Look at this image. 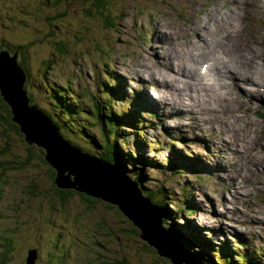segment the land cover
Returning a JSON list of instances; mask_svg holds the SVG:
<instances>
[{
    "label": "rangeland",
    "instance_id": "obj_1",
    "mask_svg": "<svg viewBox=\"0 0 264 264\" xmlns=\"http://www.w3.org/2000/svg\"><path fill=\"white\" fill-rule=\"evenodd\" d=\"M14 1L20 0H0V42L19 39L29 42L32 26L30 30L21 29L19 22L9 19L27 15L29 10L24 4L32 5L37 18L55 14L41 15L36 9V0H21L18 7ZM119 1L112 0V3L116 4L118 12L125 13L121 22L107 24L97 20L89 27L83 24L86 16L80 13L79 0L63 1L61 10L67 7L73 9L67 16L68 20L83 27H77L80 31L78 37L71 31L66 33L68 37L65 39L56 37V41L70 40L71 46L66 48L68 53L57 55L56 63L52 62V71L49 72L59 82L71 81L78 95L90 105V98L97 94V84L106 80L111 73L115 74L113 83H123L128 97L134 102V94L143 93L149 99L151 110L164 114L160 115L159 120L151 119L152 122L147 113L142 116L144 123L141 127L148 129L145 135L148 145L144 156L167 165V157L173 153V148L167 149L163 144L165 141L167 145L173 144L174 149L186 159V163H190L189 159H200L196 167L198 174L184 173L176 179H168V183H165L166 176L160 170L151 167L143 170L145 177L151 176V180L147 182L148 188L154 190L163 187L165 195L168 196L167 200L175 198L185 201L186 192L183 190L190 188L188 196H191L198 206L196 214L189 217L188 212L183 209L185 207L181 206L183 214L178 211L180 213H176V220L172 223L176 224L177 228L182 226L183 230L186 225L193 223L217 243L226 241L230 245L231 241L233 248L241 247L244 243L238 242V239L244 240L252 249L260 248L259 254L264 259V89L257 90L259 87L239 81L235 86L232 79H227L225 86L219 90L225 95L224 101L221 100L225 106L223 111L230 108V103H227L229 99L236 98L241 101L237 109L245 117L244 123L248 126L245 133H250L248 141L254 148L253 156L250 157L248 153L246 157L244 150L237 146L231 132L226 128L217 108L213 109L215 102L205 95L200 84L202 81L197 82L200 89L198 95L192 87L197 80L177 75L180 70L189 73L192 66L196 68L195 62L206 58L207 56H204L200 59L207 50L215 49L221 42L230 41V44H235L233 56L238 59L239 65L250 69L251 74L258 76L262 83L260 85H263L264 0H121L122 4H119ZM21 7L25 9L19 12ZM86 7L94 9L92 2ZM115 15L118 17V14L113 16ZM43 24L47 25V22ZM217 39L216 44L212 45L211 40ZM53 47L55 46H45V43L30 46L34 82L39 77L37 71L44 69V63L52 59ZM204 47L207 50H204ZM181 61L190 63V68L184 69ZM202 65V73L209 75L210 79H217L209 73L210 62L201 63L200 66ZM174 74L180 78L178 83L172 81ZM204 83L210 82L205 80ZM253 90L261 97L251 98L250 101L247 91ZM216 92L217 90L215 94ZM156 100L159 102L158 107ZM190 103L192 106L189 107ZM41 105L44 106L43 103ZM117 106L121 107V101ZM213 110L217 112L216 115ZM229 119L230 124H238L235 116L231 115ZM161 120L163 125L159 126ZM5 129L8 132L2 133ZM5 129L0 125V160L14 161L15 164L7 168L0 165V233L16 228L23 222L30 233L24 246L31 248L29 260L33 258L35 261L38 249L39 260L49 264H106L104 259L100 258L101 255L89 245L87 238H83V232L79 231L82 226L77 222L85 221L94 226V221L81 216L83 212L78 203L67 202L63 212H57L58 215L48 212L47 217L48 214L44 213L41 204L51 202L48 198L51 195L46 194V187L50 186L47 177L49 171L46 172L48 164H37L38 160L28 154L22 147L23 143L17 142L18 145H15L10 138L14 135L13 131H10L9 127ZM175 131H179V135L174 138L167 133ZM181 137L185 138L181 140ZM236 137L240 139L237 134ZM157 140L160 143L156 148ZM242 141V146L245 147L246 137ZM8 144L11 148L6 150ZM35 152L36 155L39 154L36 149ZM20 160H29V168L21 169ZM198 176L201 181L197 179ZM32 184L36 186L35 195L30 202H26L31 195L26 193L25 189ZM170 208L176 211L173 205H170ZM65 211L68 215L70 213L79 218L77 222L68 223L64 219L67 217ZM41 222L42 232L46 237L42 242L39 237ZM173 229L175 228L171 230ZM54 246L58 247V251ZM242 248L243 251L248 250L247 247ZM121 253L123 256H129L133 264H148L144 256H136L130 250L129 253L121 250ZM108 259L112 262L114 260L111 257Z\"/></svg>",
    "mask_w": 264,
    "mask_h": 264
},
{
    "label": "trees",
    "instance_id": "obj_2",
    "mask_svg": "<svg viewBox=\"0 0 264 264\" xmlns=\"http://www.w3.org/2000/svg\"><path fill=\"white\" fill-rule=\"evenodd\" d=\"M36 9L43 14L54 13L55 16L49 15L47 17H38L35 14V9H32V5H26L28 9L27 15L21 17L14 16L10 21L19 22L21 29L30 30L32 26V32L29 37L31 41L25 40H2L0 42V52L2 49H8L13 55L19 54V64L28 74V82L24 84V90L27 92V99L30 106H36L37 110L41 112L44 118H46L56 134L69 144L77 147L82 153H87L94 157L100 158L102 161L111 165H119L123 172L134 182L137 183L139 189L142 191L145 197L152 200V204L157 207L164 208L165 214L161 223L162 230L172 234L177 244L186 250L189 254L193 255L199 264H262L264 262L263 256H260L261 249H252L250 244L244 240H237L238 242H244L241 247L233 248L232 242L217 243L214 239L207 237L200 229L193 223L186 225L183 230L180 225L177 228L176 224L172 221L176 220V213L183 214V209L188 212V216L195 215L198 209L196 202H193L191 196H188L189 187L183 191L185 201H179L175 198H168L165 195V189L158 188L150 190L147 186V182L151 180V176H144V171L148 167L152 169L160 170L162 174L166 176V182L168 179L173 180L177 177L184 175V173L196 172L197 163L199 158L189 159L190 163H186V159L179 153L177 149H174L172 143L163 141L166 148H173V153L167 157L166 163L156 162L153 159L146 158L144 156V150L148 145L145 135L148 129L141 127L144 120L142 118L144 110H148V114L154 119L159 120V115L155 110H151L149 99L145 95L135 93V100H131L124 88L123 83H113L114 73L109 74L106 80L97 84L96 95L91 97V105L82 100L81 95L76 92L72 87L71 81L59 82L52 76V62L56 63V58L62 53H68L66 48L71 46L70 40L56 41V37L62 39L66 36V33L71 31L78 37L80 31L79 24H74L68 20L67 16L73 11L71 8L61 10L63 1L65 0H36ZM81 9L80 13L86 16V21L83 24L87 27L91 24H95L97 20L111 24L114 21H120L125 17L124 12H118L112 3V0H79ZM92 2L94 9L86 7ZM20 1H14L17 6ZM122 4V1H119ZM18 7V6H17ZM24 7H21L19 12ZM117 7V6H116ZM25 9V8H24ZM18 11V10H17ZM54 11V12H52ZM116 11V12H115ZM114 14H118L113 16ZM29 15V16H28ZM31 17V18H30ZM47 22V25L43 24ZM116 23V24H117ZM16 25V23H14ZM44 25V26H40ZM18 25V24H17ZM78 27V28H77ZM77 28V29H76ZM26 32V31H24ZM70 33V34H71ZM69 34V35H70ZM63 36V37H61ZM13 40V39H12ZM53 47L52 59H48L44 64V69L38 70L39 77L34 82V77L31 73L30 63V46L33 44H44ZM59 54V55H58ZM58 55V56H57ZM110 77V78H109ZM111 79L107 82V80ZM121 81L122 78L120 77ZM121 101V107L117 106V103ZM41 103L44 104L41 105ZM52 107V108H51ZM140 108V109H139ZM56 109H59L56 111ZM152 122V120H150ZM159 126L163 125V120L159 121ZM0 125L5 129L6 127L13 131V139L15 145L23 143L22 147L28 152L29 155L34 156L33 159H37V164H48L46 172L49 171L48 180L50 186L46 188V194L51 200L49 203H43L42 210L45 214L58 215L57 212H63V208L66 207V203L71 200L72 197L79 195L86 200L87 196L80 194L79 191L74 189H61L58 188L56 183V171L46 162V150L39 144L32 142L29 143L25 139V134L21 131L20 126L13 120V113L10 104L4 99L0 91ZM153 125V124H152ZM168 131V129H165ZM8 132L7 129L2 133ZM179 131L173 133L167 132L172 138L177 137ZM16 136V137H15ZM132 138V140H131ZM169 138V137H168ZM185 137H181V140ZM157 139V138H155ZM18 142V143H17ZM160 141H156L157 145ZM32 144V145H31ZM194 144L195 143H191ZM6 150L10 149V145H6ZM36 151L39 154L36 155ZM192 154L193 152L190 151ZM187 158V157H186ZM189 158V157H188ZM151 160V161H150ZM15 164L14 161L0 160V165L9 167ZM21 169H28L27 165L30 161H21ZM118 167V166H117ZM118 167V168H119ZM188 170V171H187ZM200 181L202 180L197 177ZM1 180V177H0ZM48 182V181H47ZM36 186L34 184L28 185L25 189L26 193H29L31 197L26 199V202H30L31 198H34ZM38 191V190H37ZM144 191V192H143ZM54 195V196H53ZM56 197V198H55ZM33 200V199H32ZM31 200V201H32ZM30 204V203H29ZM170 205L174 206L170 208ZM177 205L179 208L177 209ZM185 208L181 209L180 207ZM180 211V212H178ZM49 212V213H48ZM64 219L68 223L77 222L79 218L73 217L72 214L65 211ZM85 219L88 218L85 214L82 215ZM120 216V214H119ZM110 223L106 227H109L107 231L103 228V224L97 226L94 222L93 225H89L85 221L77 222L82 227H79V231L83 232V238L89 241L98 254L101 255L106 264H133L131 259L127 255H122L121 250L129 253V245L132 240L140 238L141 246H139L138 252H149L148 264H172L169 259L162 257L153 247H149L140 237V230L134 226L131 222L117 221L110 218ZM172 228H175L171 230ZM43 224L41 222L39 237L40 242L46 238L43 234ZM29 230H26L25 224L22 222L18 227L0 233V264H27L28 257L31 248L26 247L27 238H29ZM13 233L14 235H11ZM213 235V233H212ZM214 237V236H213ZM58 251V247L54 246ZM242 247H247L248 250L243 251ZM249 247V248H248ZM33 249V248H32ZM128 249V250H127ZM20 250V252H19ZM36 249L37 259L35 264H42V260H39L40 253ZM101 250V251H100ZM55 251V252H56ZM146 254V253H145ZM110 255V256H108ZM40 261V262H39ZM39 262V263H38ZM49 264L48 262H43ZM60 263V261H59Z\"/></svg>",
    "mask_w": 264,
    "mask_h": 264
},
{
    "label": "water",
    "instance_id": "obj_3",
    "mask_svg": "<svg viewBox=\"0 0 264 264\" xmlns=\"http://www.w3.org/2000/svg\"><path fill=\"white\" fill-rule=\"evenodd\" d=\"M26 81L27 74L19 64V54L13 55L8 49H2L1 94L10 104L13 120L25 134L26 141L35 142L46 150L45 159L56 171L58 188L74 189L87 196L84 200L77 195L70 201L78 203L83 214L97 226H107L106 221L110 223V218L131 222L140 230L141 239L172 264H199L193 255L177 244L173 235L162 230L164 208L152 204V200L144 196L137 183L122 172L118 164L111 165L82 153L57 135L37 107L29 105L27 92L24 90ZM106 226L103 228L107 231L110 228ZM129 246L131 253L144 256L149 262V252H138L140 238L132 240ZM29 258L30 254L27 264H33L34 259Z\"/></svg>",
    "mask_w": 264,
    "mask_h": 264
},
{
    "label": "bare ground",
    "instance_id": "obj_4",
    "mask_svg": "<svg viewBox=\"0 0 264 264\" xmlns=\"http://www.w3.org/2000/svg\"><path fill=\"white\" fill-rule=\"evenodd\" d=\"M245 27L247 28V26H245ZM251 27H252V25H251ZM242 28L244 29V27H242ZM243 29H241V30L243 31ZM245 31H247V29ZM229 37L230 36H228V38ZM246 37H248V36H246ZM241 39H242V37H241ZM235 40H238V39H234V41ZM216 41H218V39L215 40V41L211 40V44L212 45H215L216 44L215 43ZM229 42L230 41L221 42V43L218 44V47L219 48L216 47L215 49H212V48L210 49V47H209L210 50H207V48L204 47L203 49L204 50H207V51L203 53L204 55H202V57H200V59L203 58L204 56H207V57L204 58V59H202V60H200V61L195 62L196 68H195V66H192L191 69H190V71H189V73H187L185 70H180V72H177V75H183V76H186L188 78L197 80L195 83H193V86L192 87H193V91L195 93H197L198 95H200V93H199L200 89L197 86V82L202 81L203 84L202 83H200V84L204 88L202 90L205 91V95L209 96V99L212 100L213 102H215L214 103L215 105L212 106L213 109L214 108H217L216 110L219 111L218 112L219 116L220 117L222 116V120L225 121V123H226L225 126L231 132V134H232V136L234 138V141L237 143V146H239L242 150H244V152H245L244 155L246 157H248V153H249V155L251 157V156H253V149L254 148L252 146H250L251 143L248 141L250 139V133L249 132L245 133V128L248 127V126H247L246 123H244L245 122V120H244L245 117H243V114H240L239 113V110L237 109V105L241 101H239L236 98L235 99H229L227 101V103H230V108L228 109V111H223V109L225 108V106H223L224 104L222 103L221 100L223 99V101H224L225 95L222 92H219V90L222 87L225 86V80H227V79H232L234 81V85L235 86L238 85V81L239 82H245V83L253 84L256 87H259V88H257V90L264 89V83H263V85H260L262 83H261V80H259L257 78L258 76L257 77H254L253 76L254 74L253 73L251 74V72L249 71L250 69L248 70L247 68L242 67V66L239 65V63L237 61L238 59L236 60V58L233 56V51L235 50V46H234L235 44L233 45V44H230ZM208 46H210V45H208ZM253 54H254V52H253ZM196 56H199V55H196ZM251 56L253 57V55H251ZM260 59H261V57H260ZM207 62H210L209 73L210 74H213V76H215L217 79L221 80L223 83L219 82L217 79H214V80L213 79H210L209 78V75H207L205 73H202V71H200V70H203V68H204L203 65L200 66V64L201 63L204 64V63H207ZM248 62H250V61H248ZM181 63H182V66H183L184 69H189L190 68V63H185V62H182V61H181ZM258 74H260V73H258ZM177 75L176 74L173 75L172 81L175 82V83H178L180 81V78ZM205 80H209L210 83H204ZM157 83L160 86H162L159 83L158 80H157ZM163 88H165V86H163ZM163 88H161V91L163 90ZM216 90H217V92L215 94V91ZM254 90H253V92L252 91H247V94H248V97H249L250 101L252 100L251 98L258 99V97H261V95L259 96L258 92L254 91ZM216 95H217V97H216ZM162 97L163 98H166L165 95L162 96ZM191 99H192V96H191ZM190 106H192V103H190L189 107ZM214 112H215V115H216L217 112L216 111H214ZM231 115L235 116V121L238 122V124L232 125V124L229 123V120H230L229 119V116H231ZM231 126H233V128ZM243 132H244V134H243ZM236 134L239 136L240 139H237ZM244 137H246L245 147L242 146L243 145V141L242 140L244 139Z\"/></svg>",
    "mask_w": 264,
    "mask_h": 264
}]
</instances>
